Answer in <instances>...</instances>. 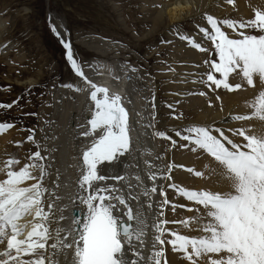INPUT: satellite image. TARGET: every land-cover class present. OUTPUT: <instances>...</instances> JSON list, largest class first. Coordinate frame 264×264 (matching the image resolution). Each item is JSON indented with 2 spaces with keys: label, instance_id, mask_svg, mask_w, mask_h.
<instances>
[{
  "label": "snow or ice",
  "instance_id": "snow-or-ice-1",
  "mask_svg": "<svg viewBox=\"0 0 264 264\" xmlns=\"http://www.w3.org/2000/svg\"><path fill=\"white\" fill-rule=\"evenodd\" d=\"M226 3L233 5L234 0ZM151 7L177 18H190L193 10L199 11L193 0H158ZM252 13L251 18L239 21L201 14L196 29L203 41L210 42L211 49L184 34L180 26L174 24L170 28L179 40L206 53L205 71L192 83L203 85L209 92L223 89L234 93L244 85L255 89L258 82L259 91L244 105L249 111L230 115L221 124L213 121L174 128L173 135H169L156 130L153 104L150 122L144 125L146 131L152 129L151 137L167 141L173 148L177 147L176 137L186 142L181 147L206 155L209 164L204 166V172L191 167L184 171L198 178L205 173L219 176L228 184L226 191L192 190L173 182L170 174L175 167L182 166L172 163L161 170L145 161L146 176H132L134 185L128 183L127 175L110 174L109 169H119L121 164L130 167L125 161L132 154V129L123 98L88 78L75 59L70 42L63 39L50 17V30L65 49L71 71L85 86L81 89L69 83L60 87L76 93L88 92L90 118L86 127L79 126L85 128L79 135L90 142L78 157L81 163L72 201L75 211L67 229L51 227L58 223L53 217L54 193L44 181L50 176L52 160L46 154L50 150H42L34 139L33 130H27L25 142L32 144L35 151L22 158L6 154V158L0 159V264H168L164 259L166 246L179 255L181 264H264V128L257 132L243 126V122L252 120L264 125V10L254 8ZM233 76L239 82L233 84ZM19 99L0 103V109H11ZM216 100L220 101L219 95ZM228 121L241 123L225 128ZM13 127V123L0 122V134ZM20 146L17 142L16 147ZM155 159L163 157L157 155ZM109 180L124 182L127 196L108 184ZM160 180L168 183L159 184ZM52 183L58 187V179ZM169 191L192 206L174 202ZM154 194L160 198L158 210ZM141 197L148 201L150 212L144 211ZM132 200L137 204L135 210L130 204ZM167 208L173 212L181 208L193 215L168 220ZM60 211L62 221L65 217L63 209ZM151 212H155L154 219ZM169 225L182 227L185 234Z\"/></svg>",
  "mask_w": 264,
  "mask_h": 264
},
{
  "label": "rangeland",
  "instance_id": "rangeland-1",
  "mask_svg": "<svg viewBox=\"0 0 264 264\" xmlns=\"http://www.w3.org/2000/svg\"><path fill=\"white\" fill-rule=\"evenodd\" d=\"M193 1L200 8L199 11L194 10L190 18L172 23L166 15L158 16L160 12L151 7L158 0H0V103H11L20 98L11 109H0V122L13 123L15 127L12 130L16 129L19 135L21 146H15L14 154L22 158L35 151L32 144L25 142L27 130L32 129L34 139L41 144L42 150L44 147L50 150L46 153L52 160L48 171L54 176L53 181L58 179L59 187L62 179L69 177L71 171L74 174L78 172L77 168L81 163L78 157L83 146L80 143L85 137L79 133L85 128L79 126L86 127L88 101L83 95L84 91L76 93L60 87L70 83L81 88V84L71 71L60 40L49 28L51 17L63 39L70 42L75 59L86 70L90 79L108 69L113 79L119 78L114 79L116 85L126 88L128 101L133 104L132 110L130 109L133 114L128 117L134 140L132 154L126 161H138L136 173L146 176L145 161L152 162L161 170H166L167 165L172 163L182 166L175 167L170 174L173 182L192 190H210L207 185L208 173L198 178L184 171V168L191 167L204 172V166L209 160L206 155L181 147L186 142H181L176 137L177 147L173 148L169 142L151 137L152 129L145 130L144 125L150 122L152 105H155L156 130L173 135L171 130L174 128L210 124L213 121L221 124L230 115L247 113L249 110L244 107L245 102L254 98L259 90L244 85L234 93L223 89L209 92L203 85L192 83L205 71L206 53L179 40L170 32V28L174 24L180 26L184 34L191 35L197 42L211 49L210 42L203 41L202 34L196 29V25L201 23V14L207 13L217 19H248L252 17L254 8L264 10V0H245L247 6L244 10L237 7L236 0L233 5L223 2L226 9L218 5V0H214L216 4L211 3V0ZM226 32L230 33L231 30ZM131 68H136L137 71L132 72ZM127 76L131 79H126ZM230 80L233 84L239 82V78L235 76L230 77ZM201 91L206 95H189L190 92ZM217 95L220 97L219 102L216 100ZM228 95L233 98L228 100ZM232 103H236L233 109ZM169 105L172 107H168ZM138 106L143 111L140 114L143 117L140 118ZM82 109L85 110L84 113L80 111ZM218 113L220 114L212 121L211 118ZM240 123L228 121L223 126H240ZM53 149L55 151H51ZM142 150H145L144 156L139 157V154L142 156ZM148 153L151 155H147ZM157 155L163 159L156 160ZM127 164L130 165L129 162ZM116 172L120 175L129 173L124 164ZM130 173L135 174L133 169ZM69 179L70 182L71 177ZM145 182L150 185L146 179ZM158 183L166 185L168 182L160 180ZM52 186V192L55 191V207V203L59 201L55 197L59 194L57 185L53 183ZM64 191L63 193L66 192ZM168 195L174 202L192 206L175 197L171 191ZM153 197L158 210L160 198L157 194ZM140 199L146 206L148 201L143 197ZM60 203H57L53 211V217L58 221L51 225L53 229L63 227V220H59L62 208ZM165 215L168 220H179L191 217L193 213L181 208L173 212L171 208H167ZM151 216L154 219L155 212ZM169 227L185 234V230L178 225ZM164 259L168 264L180 260L170 246L165 247Z\"/></svg>",
  "mask_w": 264,
  "mask_h": 264
},
{
  "label": "bare ground",
  "instance_id": "bare-ground-1",
  "mask_svg": "<svg viewBox=\"0 0 264 264\" xmlns=\"http://www.w3.org/2000/svg\"><path fill=\"white\" fill-rule=\"evenodd\" d=\"M226 0H218V5L221 7V8H224V9H226L227 7H226V5L223 3V2H225ZM237 1V7H240V9L241 10H244L245 9V7L247 6H245V0H236ZM194 3H195V1H193ZM211 3H215V1L214 0H211ZM196 4V3H195ZM216 4V3H215ZM247 4V3H246ZM216 6V5H215ZM226 7V8H225ZM220 8V9H221ZM198 9H200V8H198ZM224 9H222V10H224ZM221 10V11H222ZM247 10V9H246ZM246 13V12H245ZM194 14V10L191 12V15H190V17L192 16ZM161 15H166L167 16V18H168V20L170 21V22H172V23H179V22H181V21H183V19H186V18H184V17H179V18H177L176 16H173V15H171V14H166V13H159L158 14V16H161ZM165 16V17H166ZM191 70V69H190ZM104 71H106V72H102V74L100 73V75H97V77H95V78H92L91 80L94 82V83H96L97 85H99V86H104V87H106V88H108V90H109V92L110 93H116V94H118V95H120L122 98H123V106L125 107V109H126V111H127V113H128V115L129 114H133L132 113V111L130 112V109L132 110V103H130L128 100V97H127V94H126V88H121L122 86H117L116 85V83H115V81H114V79L111 77L112 75H111V72L108 70V69H106V70H104ZM191 71H193V69L191 70ZM195 71V70H194ZM84 72H85V74H88L87 72H86V70H84ZM187 73V72H186ZM196 73V72H195ZM108 75V76H107ZM189 75V74H188ZM128 77V76H127ZM197 77V76H196ZM89 78V77H88ZM90 79V78H89ZM119 79V78H118ZM181 80V79H180ZM183 80V79H182ZM181 82V81H180ZM184 82H186V81H184ZM80 84H81V88H84L85 86L83 85V83L80 81ZM120 84H122L121 82H120ZM126 84V83H125ZM124 85V84H123ZM182 86V85H181ZM185 86V85H184ZM192 88H194V87H192ZM258 88H260V86H259V84H258V82H257V84H256V88H255V90H259ZM121 89V90H120ZM123 90V91H122ZM190 90V89H189ZM185 91H186V89H185ZM186 92H188V91H186ZM244 92V91H243ZM243 94V93H242ZM241 94V95H242ZM82 95V94H81ZM83 95H85V98L87 99V101H88V108H87V110H86V119H88V118H90V108L92 107V105H91V102H90V100L88 99V92L87 91H84L83 92ZM240 95V96H241ZM228 97V100L230 99V98H233V96H231V95H228L227 96ZM136 102V101H135ZM129 105H131V107H129ZM86 107V106H85ZM234 107H236V103H232V109L234 108ZM135 108V107H134ZM244 110V109H243ZM80 111H83V109L82 110H80ZM85 111V110H84ZM84 111H83V113H84ZM138 113H139V118L140 117H143V116H140V114L143 112L142 110H141V107H139L138 106ZM142 111V112H141ZM236 111V110H235ZM248 111V110H247ZM237 112V111H236ZM245 112V111H244ZM246 113V112H245ZM220 113H218V114H215L212 118H211V120L213 121L214 120V117H216L217 115H219ZM82 115V114H81ZM85 115V114H84ZM244 123V125L246 126V127H252V128H254L257 132H259V131H261V129L262 128H264V125H262L260 122H258V121H256V120H252V121H248V122H243ZM130 127H131V129H132V126L130 125ZM18 129V128H17ZM85 130V129H84ZM84 130H81V132L82 131H84ZM15 131V132H14ZM80 138H82V137H80ZM131 138H132V144L134 143V140H133V133L131 132ZM81 140V139H80ZM16 141H18L19 142V135H18V133H17V131H16V129L14 130H12V129H10V130H8L6 133H4V134H0V159H3V158H6V154H14V152H13V149L15 148V146H16ZM81 142L82 143H80L81 144V147L83 146V147H85L90 141H89V138H85L83 141L81 140ZM82 149V148H81ZM143 151V150H142ZM145 152V150L142 152V156H141V154H139V157H143L144 156V153ZM79 154H81V151H80V153ZM15 155V154H14ZM75 162V161H74ZM73 162V163H74ZM81 162V161H80ZM125 162H127V161H125ZM129 162V164H130V166H131V168L129 167V168H127V171L129 172V173H124V175L126 174L128 177H129V180H128V183H129V181H131V184H135V181L134 180H132L131 179V177L132 176H134V175H137V173H136V165H137V163H138V161H128ZM127 162V163H128ZM72 163V162H71ZM72 163V164H73ZM132 164V165H131ZM207 164H209V160L207 159ZM79 167V166H78ZM133 167V168H132ZM210 167H214V165H210ZM73 168V167H72ZM74 168H76V167H74ZM78 169V168H77ZM131 169H133L134 170V172H135V174H131L130 172H131ZM71 170V169H70ZM116 170H117V168H115V167H113V168H111V169H109L108 170V172L110 173V174H120L119 172H116ZM69 171V170H68ZM121 171H123V170H121ZM51 172V171H50ZM112 172V173H111ZM73 172L71 171V173H70V175H69V177H71V181L69 182V177H67L68 178V180H67V178H64L63 176V178L64 179H62L63 180V182L62 181H60V182H62L61 183V185H60V187L58 186L57 188L58 189H56L57 191H58V194L59 195H57V193H56V195L59 197V199H57V200H59V201H57L56 203H55V207H56V205H57V203H60L61 205H59V206H61L62 208L61 209H63V213H62V215L65 217V219L62 221V225H63V227L62 228H65V229H67L69 226H70V223H71V219H72V214H71V212H72V210L73 209H75L74 208V206H73V203H72V201H73V194H74V192H75V190H76V181H77V179H78V176H79V173L77 172V173H73ZM67 176V175H66ZM208 176H209V180L207 181V185H208V189H210V190H212V191H217V190H219V191H226V190H228V184H227V182L226 181H224V180H222L219 176H215V175H209L208 174ZM184 177V176H183ZM186 178V177H185ZM53 179H54V176L51 174L48 178H46V180L44 181V183H45V186L50 190V191H52V189H51V187H53L52 185H53V183H52V181H53ZM189 179V178H188ZM187 180V179H186ZM65 181V182H64ZM159 182V181H158ZM108 184H111V185H113L114 187H117L118 189H120L121 190V192L123 193V194H125V196H127V193H128V187H127V185L124 183V182H117V181H115V180H109L108 182H107ZM200 183V182H199ZM149 186H151V185H149ZM64 188V189H63ZM198 189V188H197ZM63 190H65L64 192L65 193H63ZM54 191V190H53ZM136 191L137 192H139V189H136ZM54 193H55V191H54ZM60 193H63V194H60ZM55 195V196H56ZM60 195H63L62 197L60 196ZM45 201H46V203H47V196H45ZM153 200H154V202H155V198L153 197ZM56 201V200H55ZM130 204L132 205V207H133V210H135V208L137 207V204H136V201L135 200H132V201H130ZM46 206V205H45ZM54 207V208H55ZM121 207V211L123 212L124 211V209H123V207L122 206H120ZM60 210V209H59ZM144 211L145 212H150V210L147 208V205L144 207ZM152 213V212H151ZM55 215V214H54ZM57 215V214H56ZM190 216V215H189ZM60 225H61V223H60ZM59 225V226H60ZM51 243V242H50ZM179 259H180V257H179ZM171 260H173V259H171ZM174 264H181V259L179 260V261H177V262H173Z\"/></svg>",
  "mask_w": 264,
  "mask_h": 264
},
{
  "label": "water",
  "instance_id": "water-1",
  "mask_svg": "<svg viewBox=\"0 0 264 264\" xmlns=\"http://www.w3.org/2000/svg\"><path fill=\"white\" fill-rule=\"evenodd\" d=\"M116 188H117V187H116ZM122 207H123V206H122ZM74 211H75V209L72 210V212H71L72 215H73V212H74ZM124 211H125V210H124ZM125 219H126V217H125Z\"/></svg>",
  "mask_w": 264,
  "mask_h": 264
}]
</instances>
